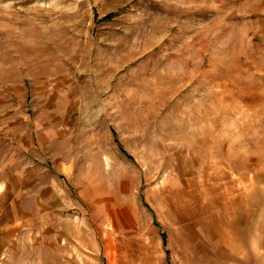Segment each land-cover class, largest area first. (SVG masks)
<instances>
[{
    "label": "rangeland",
    "instance_id": "374dc122",
    "mask_svg": "<svg viewBox=\"0 0 264 264\" xmlns=\"http://www.w3.org/2000/svg\"><path fill=\"white\" fill-rule=\"evenodd\" d=\"M7 128L56 131L84 264H264V0H0Z\"/></svg>",
    "mask_w": 264,
    "mask_h": 264
},
{
    "label": "crops",
    "instance_id": "0c3cea01",
    "mask_svg": "<svg viewBox=\"0 0 264 264\" xmlns=\"http://www.w3.org/2000/svg\"><path fill=\"white\" fill-rule=\"evenodd\" d=\"M12 129L14 135H10ZM12 129L7 128L4 137L9 144L0 146V229L27 239L40 234L36 247L49 251L54 264H84V243L77 246L72 241L73 218L65 213L72 200L59 180V158L53 144L57 142L56 131L36 130L37 144L23 145V138ZM21 244L30 248L11 240L10 258L21 255Z\"/></svg>",
    "mask_w": 264,
    "mask_h": 264
},
{
    "label": "bare ground",
    "instance_id": "6f19581e",
    "mask_svg": "<svg viewBox=\"0 0 264 264\" xmlns=\"http://www.w3.org/2000/svg\"><path fill=\"white\" fill-rule=\"evenodd\" d=\"M232 232H234L233 234L235 239L241 234V230H237L236 227H234ZM235 249H238V246H236Z\"/></svg>",
    "mask_w": 264,
    "mask_h": 264
},
{
    "label": "trees",
    "instance_id": "16d2710c",
    "mask_svg": "<svg viewBox=\"0 0 264 264\" xmlns=\"http://www.w3.org/2000/svg\"><path fill=\"white\" fill-rule=\"evenodd\" d=\"M112 16V14H109V15H107L106 17H111ZM162 238H163V240H164V242H165V234H162Z\"/></svg>",
    "mask_w": 264,
    "mask_h": 264
}]
</instances>
